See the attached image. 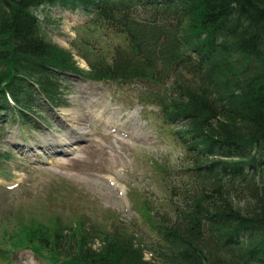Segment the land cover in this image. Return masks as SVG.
Returning a JSON list of instances; mask_svg holds the SVG:
<instances>
[{
    "label": "trees",
    "instance_id": "1",
    "mask_svg": "<svg viewBox=\"0 0 264 264\" xmlns=\"http://www.w3.org/2000/svg\"><path fill=\"white\" fill-rule=\"evenodd\" d=\"M54 6L88 17L76 34L112 43L106 55L79 40L94 60L85 74L40 38L36 11ZM61 71L153 85L140 104L158 107L189 152L190 180L169 188L167 218L151 215L149 245L125 230L121 238L118 225L98 250L80 248L38 225L16 250L47 264H264V185L255 179L264 168V0H0V125L29 124L20 86L57 106ZM4 249L0 264H16Z\"/></svg>",
    "mask_w": 264,
    "mask_h": 264
},
{
    "label": "rangeland",
    "instance_id": "2",
    "mask_svg": "<svg viewBox=\"0 0 264 264\" xmlns=\"http://www.w3.org/2000/svg\"><path fill=\"white\" fill-rule=\"evenodd\" d=\"M36 12L41 40L64 50L62 60L72 62L83 74L94 60L80 39L87 38L110 54V40L86 35L84 30L76 34L74 28L88 19L78 9L54 6L50 15L47 9ZM64 73L52 86L56 107L46 103L36 88L20 86V99L32 106V112H26L29 124H20V130L17 122L0 128V248L11 252L16 264H46L32 249L16 250L27 236L24 230L38 225L46 237L61 233L80 248L98 250L109 229L118 225L121 238H127L126 231L142 247L149 245L156 237L151 215L161 213V207L170 210L169 188L183 190L190 180L183 173L194 163L189 152L163 122L158 107L140 104V96L153 85L100 82ZM65 123L82 133L86 142L70 157L51 156L69 150L56 147L55 138L48 136L50 131L64 134ZM262 171L255 177L258 186L264 185ZM173 202L175 206L181 200L175 197ZM162 215L160 221L168 217L165 211Z\"/></svg>",
    "mask_w": 264,
    "mask_h": 264
},
{
    "label": "bare ground",
    "instance_id": "3",
    "mask_svg": "<svg viewBox=\"0 0 264 264\" xmlns=\"http://www.w3.org/2000/svg\"><path fill=\"white\" fill-rule=\"evenodd\" d=\"M80 120H81V119H80ZM75 121H76V120H75ZM48 136L51 137L50 134H48ZM47 145H48V144H47ZM50 148H51V147H50Z\"/></svg>",
    "mask_w": 264,
    "mask_h": 264
}]
</instances>
